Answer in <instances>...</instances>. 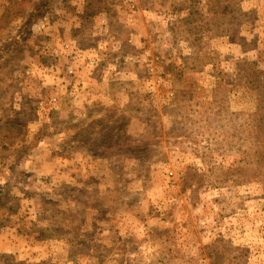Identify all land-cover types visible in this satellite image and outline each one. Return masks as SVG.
I'll return each mask as SVG.
<instances>
[{
    "label": "rangeland",
    "instance_id": "374dc122",
    "mask_svg": "<svg viewBox=\"0 0 264 264\" xmlns=\"http://www.w3.org/2000/svg\"><path fill=\"white\" fill-rule=\"evenodd\" d=\"M263 110L264 0H0V264H264Z\"/></svg>",
    "mask_w": 264,
    "mask_h": 264
},
{
    "label": "trees",
    "instance_id": "16d2710c",
    "mask_svg": "<svg viewBox=\"0 0 264 264\" xmlns=\"http://www.w3.org/2000/svg\"><path fill=\"white\" fill-rule=\"evenodd\" d=\"M263 113H264V110H263ZM263 117H264V114H263ZM262 119H263V118H262ZM11 124H12V125H18V124L15 123V122H11ZM261 126L263 127L262 129L264 130V124H262ZM263 149H264V146H263Z\"/></svg>",
    "mask_w": 264,
    "mask_h": 264
}]
</instances>
